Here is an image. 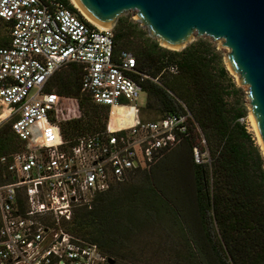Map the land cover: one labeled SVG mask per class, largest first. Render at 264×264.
Segmentation results:
<instances>
[{
	"label": "built area",
	"instance_id": "built-area-1",
	"mask_svg": "<svg viewBox=\"0 0 264 264\" xmlns=\"http://www.w3.org/2000/svg\"><path fill=\"white\" fill-rule=\"evenodd\" d=\"M74 8L66 0H0V18L10 23L9 44L0 47V126L10 121L22 143L0 155V264H109L97 244L67 229L75 211L197 127L177 98V112L141 120L132 102L144 80L158 78L137 71L130 51L114 53L113 27L100 29ZM69 63L82 69L84 94L109 109L104 130L71 142L54 120L59 96L45 90ZM113 107L128 109L132 123L117 127Z\"/></svg>",
	"mask_w": 264,
	"mask_h": 264
},
{
	"label": "trees",
	"instance_id": "trees-1",
	"mask_svg": "<svg viewBox=\"0 0 264 264\" xmlns=\"http://www.w3.org/2000/svg\"><path fill=\"white\" fill-rule=\"evenodd\" d=\"M66 5L76 12L68 0ZM9 32L10 23L0 18V47L9 44ZM113 50L130 51L137 71L158 78V83L150 79L142 82L147 96L143 108L153 113L143 114V108H139L141 120H157L177 112V98L190 110L197 127L189 126L175 146L162 151L148 167L136 168L126 182L97 193L90 209L75 211L67 229L97 244L109 264H122L120 247L132 228L130 204L140 192L129 187V181L148 170L146 205L168 210L174 223L176 219L181 221L197 255L196 264H264V160L240 122L245 108L229 101L239 89L231 81L215 44L208 38H198L181 50H170L149 37L137 21L120 16L113 27ZM170 67L176 72L167 71ZM81 73L80 65L66 64L45 87L59 96L54 120L64 141L106 127L109 109L84 94ZM21 146L11 122L1 125L0 155ZM193 149L197 150L198 163ZM206 150L207 160L202 158ZM171 155L176 159L171 174H154Z\"/></svg>",
	"mask_w": 264,
	"mask_h": 264
},
{
	"label": "water",
	"instance_id": "water-1",
	"mask_svg": "<svg viewBox=\"0 0 264 264\" xmlns=\"http://www.w3.org/2000/svg\"><path fill=\"white\" fill-rule=\"evenodd\" d=\"M70 1L100 29L133 12L131 17L164 48L178 51L198 38L226 48L224 64L246 89L247 115L264 157V0Z\"/></svg>",
	"mask_w": 264,
	"mask_h": 264
},
{
	"label": "rangeland",
	"instance_id": "rangeland-1",
	"mask_svg": "<svg viewBox=\"0 0 264 264\" xmlns=\"http://www.w3.org/2000/svg\"><path fill=\"white\" fill-rule=\"evenodd\" d=\"M70 4L71 1L69 0ZM73 6V5H72ZM133 12L123 14V17H130ZM216 47V44H215ZM220 53V59L224 67L223 54L227 52L226 48H216ZM227 70V68H226ZM168 71V70H167ZM170 72V71H169ZM228 75L235 83L239 93L229 101L235 106H243L246 110L244 117L240 118V122L245 126L246 130L251 134L254 143L259 147L254 130L249 121L247 111V98L245 95V87L238 86L234 76L227 70ZM166 73V72H165ZM163 73V75L165 74ZM171 73V72H170ZM147 96L144 91H140L138 96L132 102L138 108H143L146 104ZM128 109L121 107H113L111 110V119L117 127H126L132 123V115L127 112ZM143 114L151 115L153 111L142 109ZM205 146V142H202ZM206 149V147H205ZM260 149V147H259ZM261 152V150H260ZM262 154V152H261ZM263 157V155H262ZM202 158L207 160V150L202 153ZM264 160V157H263ZM176 164L175 155L166 158L163 163L154 170V174H171ZM144 174L136 176L130 180L129 187L133 190H139L137 199L130 204L131 226L128 235L123 237L124 245L120 247L119 258L122 264H196V254L188 235L184 233L182 223L176 219L174 223L171 212L163 208L148 207L145 203L146 189L149 186L148 170ZM127 186V185H126ZM145 191V194L142 193ZM129 196V195H128Z\"/></svg>",
	"mask_w": 264,
	"mask_h": 264
},
{
	"label": "bare ground",
	"instance_id": "bare-ground-1",
	"mask_svg": "<svg viewBox=\"0 0 264 264\" xmlns=\"http://www.w3.org/2000/svg\"><path fill=\"white\" fill-rule=\"evenodd\" d=\"M72 3V2H71ZM74 6V5H73ZM75 7V6H74Z\"/></svg>",
	"mask_w": 264,
	"mask_h": 264
}]
</instances>
